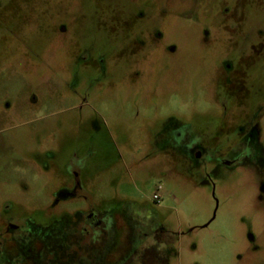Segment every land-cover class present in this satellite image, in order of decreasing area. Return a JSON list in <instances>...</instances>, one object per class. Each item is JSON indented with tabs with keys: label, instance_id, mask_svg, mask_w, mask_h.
I'll use <instances>...</instances> for the list:
<instances>
[{
	"label": "rangeland",
	"instance_id": "1",
	"mask_svg": "<svg viewBox=\"0 0 264 264\" xmlns=\"http://www.w3.org/2000/svg\"><path fill=\"white\" fill-rule=\"evenodd\" d=\"M136 1L0 0V217L86 207L48 211L72 168L98 210L156 213L165 264H264V1Z\"/></svg>",
	"mask_w": 264,
	"mask_h": 264
},
{
	"label": "flooded vegetation",
	"instance_id": "2",
	"mask_svg": "<svg viewBox=\"0 0 264 264\" xmlns=\"http://www.w3.org/2000/svg\"><path fill=\"white\" fill-rule=\"evenodd\" d=\"M129 1L130 6L132 3L133 6L138 5L136 0ZM232 1L237 3L238 0ZM220 11L224 17L229 16L231 22L244 18L242 12H231L228 15L229 10L225 6ZM126 17H130V22H136L138 15L129 12ZM131 27L129 24L122 25V28ZM255 32L256 35L249 41L250 48L253 50L258 45L263 49L264 28ZM249 60L240 58L234 67L228 64L222 67L226 90L234 97L237 89L247 91L245 86L251 82L248 67H251L253 61ZM257 107L261 111L262 107ZM187 155L192 161L200 162L202 150L193 142ZM70 170V181L62 184L54 193L48 211L53 213L58 205L74 199L83 200L86 207L62 210L47 221L41 220L38 223L27 217H0V264L166 263L170 238L150 207L133 201H116L98 210L84 189L80 171ZM157 187L162 189L160 184ZM158 200L152 199L153 204L158 205Z\"/></svg>",
	"mask_w": 264,
	"mask_h": 264
},
{
	"label": "built area",
	"instance_id": "3",
	"mask_svg": "<svg viewBox=\"0 0 264 264\" xmlns=\"http://www.w3.org/2000/svg\"><path fill=\"white\" fill-rule=\"evenodd\" d=\"M156 190L159 191L160 190V187H157ZM158 198H159V195H157V194H153L152 195V199L157 200Z\"/></svg>",
	"mask_w": 264,
	"mask_h": 264
}]
</instances>
